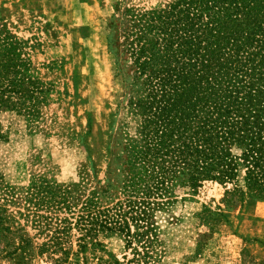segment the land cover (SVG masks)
I'll use <instances>...</instances> for the list:
<instances>
[{
	"label": "rangeland",
	"instance_id": "374dc122",
	"mask_svg": "<svg viewBox=\"0 0 264 264\" xmlns=\"http://www.w3.org/2000/svg\"><path fill=\"white\" fill-rule=\"evenodd\" d=\"M171 2L0 0V82L22 91L7 93L8 107L0 110V206L10 230L0 237V264H54L39 252L45 239L33 227L34 213L70 215L63 208L35 211L29 200L48 202L52 210L59 196L101 209L124 200L135 171L136 127L117 78V27L131 12ZM231 188L204 182L195 193L179 192L177 202L157 214L161 232L145 248L150 259L140 264H260L264 202L231 201ZM16 228L31 248L16 250ZM70 235L61 264H134L128 262L133 251L119 238H100V247L80 251L77 234Z\"/></svg>",
	"mask_w": 264,
	"mask_h": 264
},
{
	"label": "trees",
	"instance_id": "16d2710c",
	"mask_svg": "<svg viewBox=\"0 0 264 264\" xmlns=\"http://www.w3.org/2000/svg\"><path fill=\"white\" fill-rule=\"evenodd\" d=\"M119 29L120 20L117 78L135 120V171L124 200L111 208L59 196L52 210L29 200L35 211L70 215L34 213L45 239L39 252L54 264L66 262L71 231L80 251L115 237L133 251L128 262L147 263L145 248L161 232L157 214L204 182L231 185V201L264 202V0H172L131 12ZM19 87L0 82V110L7 93L22 95ZM2 213L0 206V237L10 231ZM12 235L16 250L32 247L21 228Z\"/></svg>",
	"mask_w": 264,
	"mask_h": 264
}]
</instances>
